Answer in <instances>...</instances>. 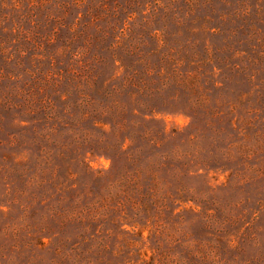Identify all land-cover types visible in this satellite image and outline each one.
Masks as SVG:
<instances>
[{"label":"rangeland","instance_id":"rangeland-1","mask_svg":"<svg viewBox=\"0 0 264 264\" xmlns=\"http://www.w3.org/2000/svg\"><path fill=\"white\" fill-rule=\"evenodd\" d=\"M0 264H264V0H0Z\"/></svg>","mask_w":264,"mask_h":264},{"label":"trees","instance_id":"trees-1","mask_svg":"<svg viewBox=\"0 0 264 264\" xmlns=\"http://www.w3.org/2000/svg\"><path fill=\"white\" fill-rule=\"evenodd\" d=\"M257 13H258V17H260V15H261V7L260 6L257 8ZM241 16H242V18L243 17L248 18V16H250V15L249 14H246V13H242ZM221 18H223V16H221ZM128 186H129V183H125V187L127 188ZM151 191L154 192L153 189H151ZM147 209L148 208H146V211H147ZM147 213L148 214L150 213L149 210L147 211ZM149 219L150 218H147L145 220V223L149 222ZM125 225H126L125 223L122 224L121 227L119 228V231H123L125 229L124 228ZM136 225L137 224L134 223V224H131L129 226L136 227ZM78 238L80 240H82L83 243H89V242H91V240H95L96 238H102V232H100V231L92 232V231H90V229H86V230H83V232L78 235Z\"/></svg>","mask_w":264,"mask_h":264}]
</instances>
